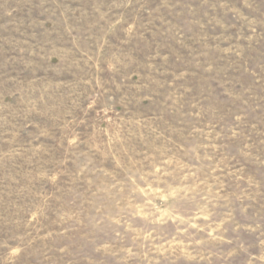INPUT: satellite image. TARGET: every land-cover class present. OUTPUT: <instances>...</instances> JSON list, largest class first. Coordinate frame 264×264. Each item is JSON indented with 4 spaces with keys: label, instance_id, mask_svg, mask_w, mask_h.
<instances>
[{
    "label": "rangeland",
    "instance_id": "rangeland-1",
    "mask_svg": "<svg viewBox=\"0 0 264 264\" xmlns=\"http://www.w3.org/2000/svg\"><path fill=\"white\" fill-rule=\"evenodd\" d=\"M0 264H264V0H0Z\"/></svg>",
    "mask_w": 264,
    "mask_h": 264
}]
</instances>
